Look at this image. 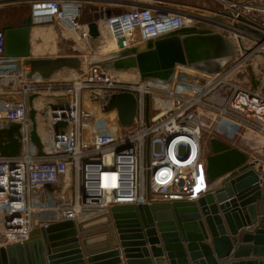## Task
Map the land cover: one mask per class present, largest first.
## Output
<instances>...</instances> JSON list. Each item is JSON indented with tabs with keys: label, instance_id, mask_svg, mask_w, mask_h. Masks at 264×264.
<instances>
[{
	"label": "built area",
	"instance_id": "obj_1",
	"mask_svg": "<svg viewBox=\"0 0 264 264\" xmlns=\"http://www.w3.org/2000/svg\"><path fill=\"white\" fill-rule=\"evenodd\" d=\"M117 1L113 4L120 11L104 17L115 50L120 49L118 39L121 48H129L196 27L231 37L232 58L213 72L177 64L166 80L120 79L101 65H86L76 81L45 80L30 76L28 57L5 56L2 25L0 129L20 126L14 134L17 153L0 154V246L26 241L34 228L110 212L117 204L196 199L217 181L210 183L205 176L206 133L211 134L208 143L219 138L243 152L234 143L244 140L242 132L264 133V91L235 79L238 72L252 69L254 58H264V0H212L219 5L215 10L166 0ZM91 3L96 2L0 0V10L13 7L20 19L30 15L33 26L70 21L89 42L88 23L79 18L81 8ZM249 9L257 19L246 13ZM122 92H132L137 100L134 122L127 127L111 102ZM45 93L64 95L67 107L48 102L47 129L43 136L38 133L39 154L31 140L29 97ZM2 139L8 142L5 134Z\"/></svg>",
	"mask_w": 264,
	"mask_h": 264
},
{
	"label": "water",
	"instance_id": "obj_2",
	"mask_svg": "<svg viewBox=\"0 0 264 264\" xmlns=\"http://www.w3.org/2000/svg\"><path fill=\"white\" fill-rule=\"evenodd\" d=\"M24 20L28 38L33 22L30 15ZM240 20L256 25L242 16ZM87 26L89 39L97 41V22ZM1 29L5 56L28 57L30 76L38 74L45 80L59 70H78L84 64L137 69L140 79L166 80L176 64L213 72L231 60L235 46L231 37L212 29L184 27L129 48H121L118 39L120 49L106 54L33 56L28 39L23 49L20 25L7 23ZM251 84L264 91V82L252 72ZM49 97L59 109L67 107L64 95ZM33 98L29 97L31 140L41 154ZM111 102L121 125L133 124L135 95L118 93ZM19 126L12 123L0 129V154L17 153L19 141L14 134ZM208 145L206 179L212 183L228 175L220 186L196 199L117 204L110 212L34 228L26 241L0 246V264H264V166L259 158H249L219 138L210 139Z\"/></svg>",
	"mask_w": 264,
	"mask_h": 264
},
{
	"label": "rangeland",
	"instance_id": "obj_3",
	"mask_svg": "<svg viewBox=\"0 0 264 264\" xmlns=\"http://www.w3.org/2000/svg\"><path fill=\"white\" fill-rule=\"evenodd\" d=\"M96 3H91L88 5H85L80 10V23H88L91 21L100 22L101 26V32H104V36L101 33V37H104L107 39L109 46H104V40L101 39L99 41H84L78 34L76 30H69L63 25L54 24V23H46L49 24V28H51V34L49 37H46V45L45 47H41L36 53V55H80L82 57H88L91 55H97V54H106L109 52H112L113 50H110V47L113 46V41L111 38H109V34L107 30L104 27V17L108 16L112 13L119 12L120 9L116 7L113 3L118 2L117 0H92ZM168 2L172 3H186V4H194L199 5L207 9L215 10L219 7V5L212 1V0H166ZM24 18L21 17V19L16 15V12L13 7H6L0 10V27L6 23L9 22H17L21 23ZM53 31V32H52ZM96 46H95V45ZM113 48V47H112ZM252 69L254 70L253 73L255 78L264 77V58H261L259 56L258 58H254L252 60ZM86 66V65H85ZM82 66L78 70L74 69H63L59 74L58 77H56L57 80H70V81H76L81 76V69H85ZM104 67V66H103ZM108 69V68H107ZM251 69V70H252ZM110 70V69H109ZM113 71V70H110ZM126 79H137L138 73H127ZM133 75L135 77H133ZM118 76V75H117ZM123 79V78H120ZM235 79L238 80L241 84L245 86H251V72L249 71V68H245L244 70L238 72L235 75ZM53 94L45 93L42 94V97L40 101L42 102L36 105V123L38 121V124H41L39 126H42V131H46V120L44 112L46 111L47 107L43 103L50 102L51 96ZM104 100H102V104H104ZM43 105V106H40ZM251 132L248 131L246 133L242 134V137L244 139L248 138L249 141H244L240 139H236L234 142L236 146L244 148L246 152H248L250 155H253L254 157L261 158L264 154V133L260 132ZM45 134V133H44ZM43 134V135H44ZM253 134V135H252ZM210 133H206L204 135V154L206 156L210 153V148L208 145V137L210 136ZM247 135V136H246ZM250 136V138H249ZM249 142V143H248ZM247 144V146L245 145ZM252 143V144H251ZM253 148V149H252Z\"/></svg>",
	"mask_w": 264,
	"mask_h": 264
},
{
	"label": "bare ground",
	"instance_id": "obj_4",
	"mask_svg": "<svg viewBox=\"0 0 264 264\" xmlns=\"http://www.w3.org/2000/svg\"><path fill=\"white\" fill-rule=\"evenodd\" d=\"M246 13H248L253 19H257V14L255 12H253L252 10H247ZM100 24V22H97V25ZM20 27H21V35H22V46H23V49H25V40L28 39V42L30 44V54L33 55V56H37L35 52H37L41 47H45L46 45V37H49V35L51 34V28H49V24H42V25H35V26H32L28 32V38H27V35H26V31H25V27H26V24H25V20L23 19L22 22L19 24ZM63 26H65L67 29H69L70 31L73 29L72 28V24L70 23V21H65ZM98 30H99V37H98V40H101L103 39L104 40V46H109L108 45V42H107V39H105L104 37H101V33L103 34L102 36H104V32H101V26L98 25ZM53 32V31H52ZM110 38V36H109ZM94 42V41H93ZM113 48L110 47V50L112 49L113 51H116V44L113 42ZM95 45V44H94ZM96 46V45H95ZM85 66V64L83 65ZM177 66V64L175 65ZM63 70V69H62ZM62 70H59L57 72H55L51 78H56L58 77L60 74V72ZM113 73L117 74L119 78H123V79H126V75H128L127 73H134V72H137L138 73V77L140 78V75H139V72L137 69H127V70H113L112 71ZM133 77H135L133 75ZM42 95L35 98L33 100V104L34 106L36 107V105L39 103L38 101H40ZM42 102L40 101V104ZM44 105L48 106L47 102L43 103ZM40 106H43V105H40ZM44 107V106H43ZM37 125V131L38 133L41 134V136H43V134L46 132L42 131L41 127L42 126H39L41 124H38V121L36 123ZM247 135H251L250 134H247ZM246 135V136H247ZM253 135V134H252ZM250 138V136H249ZM246 141H249L248 138L244 139ZM249 143V142H248ZM252 144V143H251ZM205 176H206V173H205ZM206 182V181H205ZM214 183V182H212ZM210 185V184H208Z\"/></svg>",
	"mask_w": 264,
	"mask_h": 264
},
{
	"label": "crops",
	"instance_id": "obj_5",
	"mask_svg": "<svg viewBox=\"0 0 264 264\" xmlns=\"http://www.w3.org/2000/svg\"><path fill=\"white\" fill-rule=\"evenodd\" d=\"M181 4H186V3H181ZM186 5L202 7V6L194 5V4H186ZM54 79H56V78H54ZM38 102H39V101H38ZM252 149H253V148H252ZM247 154H248L249 158H257V157H254L253 155H250L248 152H247ZM260 160H261V164H263V166H264V154H263V157L260 158ZM222 178H223V177H220V178L217 179V181L214 183V184H215V187H214V188L220 186V182L222 181ZM223 180H225V178H224ZM205 183H206V182H205ZM206 185L208 186V183H206Z\"/></svg>",
	"mask_w": 264,
	"mask_h": 264
}]
</instances>
